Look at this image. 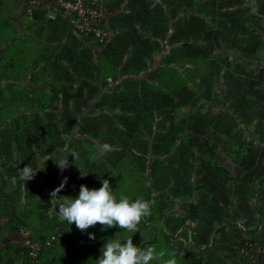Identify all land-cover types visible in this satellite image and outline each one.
Masks as SVG:
<instances>
[{"label": "rangeland", "instance_id": "rangeland-1", "mask_svg": "<svg viewBox=\"0 0 264 264\" xmlns=\"http://www.w3.org/2000/svg\"><path fill=\"white\" fill-rule=\"evenodd\" d=\"M16 1L0 0V254L21 258L26 226L56 236L45 257L61 264H94L107 239L131 236L177 264H247L236 241L264 240V0H108L112 36L96 47ZM186 68L196 96L165 108ZM78 86L85 96L68 98ZM103 179L117 197L155 201L138 232L59 218L63 196Z\"/></svg>", "mask_w": 264, "mask_h": 264}, {"label": "clouds", "instance_id": "clouds-1", "mask_svg": "<svg viewBox=\"0 0 264 264\" xmlns=\"http://www.w3.org/2000/svg\"><path fill=\"white\" fill-rule=\"evenodd\" d=\"M112 150V145L107 142L101 143L98 147L101 155ZM69 153L75 162L78 158L77 153L74 151H69ZM68 154L55 161L61 171L69 166ZM36 171L37 169L34 170L29 164L25 165L19 169V179L23 182L32 180ZM85 175L87 174L81 173V176ZM67 179L64 177L61 183L50 192L51 199L60 197L58 194L65 187ZM12 182L13 184L16 182V177L12 178ZM154 204V200L131 199L126 195L117 197L113 194L109 180L103 179L99 188H89L81 184L75 198L63 196V199L58 202V215L69 225L74 223L82 232L99 224L102 230L118 227L133 234L139 231L138 226L142 219L151 215ZM88 235L90 239H95L93 233H88ZM131 237L107 239L102 245L101 254L94 260V264H152L156 260L161 261V264H177L174 251L157 252L153 246L140 247L133 243Z\"/></svg>", "mask_w": 264, "mask_h": 264}, {"label": "built area", "instance_id": "built-area-1", "mask_svg": "<svg viewBox=\"0 0 264 264\" xmlns=\"http://www.w3.org/2000/svg\"><path fill=\"white\" fill-rule=\"evenodd\" d=\"M25 6L28 14L39 12L48 17L58 18L66 23L76 35L87 41L93 39L105 44L112 36L108 21V0H19ZM23 250L18 261L13 264H56L41 258L42 248L50 249L55 246L56 236L45 240L32 238L31 230L22 226ZM234 246L238 248L239 259L247 264H264V240H238ZM0 264L2 263L0 261Z\"/></svg>", "mask_w": 264, "mask_h": 264}, {"label": "trees", "instance_id": "trees-1", "mask_svg": "<svg viewBox=\"0 0 264 264\" xmlns=\"http://www.w3.org/2000/svg\"><path fill=\"white\" fill-rule=\"evenodd\" d=\"M14 2H15V4L17 3L16 0H14ZM86 42L89 43V44H92L95 47L102 45V44L98 43L97 41H95L93 39H91V40L88 39ZM3 68L9 70V72L11 71V68H7L6 66H4ZM2 70L0 68V74L3 73ZM190 72L191 71H188V68H186V77H184V78H186V81L181 76V74H179L178 76H176V78H173L171 80V83L173 82V84H177V86H175L173 88V90L171 91L172 95H171V93L167 92L169 87L167 88L166 91H165V88L162 90V91H164L163 94H162V103H163V106L165 108L171 107L172 104H173V100L174 101H178L179 104H187L189 101H191L196 96V91H195V85L196 84L193 82V78L188 79V75H189ZM5 75H7V74H3V77H5ZM171 75H173L172 72H171ZM166 82H169V78L166 80ZM154 83L157 84V81L155 80ZM67 96H68V98H72V99L73 98H83L85 96L84 88L82 86H78V87H76L74 89H69L68 93H67ZM31 236H32V238H34V234H32V232H31ZM55 248H56V246H54L53 248H50V249H48V248H46L44 246L42 248L41 258L43 260H46L47 259L45 257L46 253L48 251L50 252L51 250H53ZM5 258H6V256L5 257L4 256L1 257L0 261L2 263H6V264H13V260H11V262L9 263L8 261L5 260ZM7 260H9V258ZM49 261L52 262V263L61 264V262L59 260L55 259V258H52Z\"/></svg>", "mask_w": 264, "mask_h": 264}, {"label": "crops", "instance_id": "crops-1", "mask_svg": "<svg viewBox=\"0 0 264 264\" xmlns=\"http://www.w3.org/2000/svg\"><path fill=\"white\" fill-rule=\"evenodd\" d=\"M36 13H37V12H36ZM33 14H35V12H34ZM57 19H58V18H57ZM154 73H157V72H154ZM189 223H190V222H189ZM187 226H188V225L186 224V227H187ZM250 230H251V229H250ZM245 234L247 235V234H248V231H246ZM250 235H254L255 237H258V236H257L258 234H256V233H252V234H250ZM254 236H253V237H254ZM245 237H246V236H245ZM238 239H239V238H238ZM6 240H7V239H5V240L3 239V240H2L3 243H5ZM197 244H198V245H195V244H194V246L196 247L197 250H203V249L206 248V245L203 246V247H200L199 243H197ZM230 254H231V256H232L231 259H235V258H234V257H235V253L232 251ZM3 256H4V255H3ZM3 256L0 254V260H1V257H3ZM4 257H5V256H4ZM7 259H8V258H5V260L8 261L9 263L11 262V260H13V259H10V258H9V260H7ZM6 261H5V262H6ZM233 261H234V260H233Z\"/></svg>", "mask_w": 264, "mask_h": 264}]
</instances>
